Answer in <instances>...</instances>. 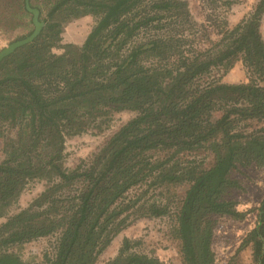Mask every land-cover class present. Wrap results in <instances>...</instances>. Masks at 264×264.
Masks as SVG:
<instances>
[{"label": "trees", "instance_id": "obj_1", "mask_svg": "<svg viewBox=\"0 0 264 264\" xmlns=\"http://www.w3.org/2000/svg\"><path fill=\"white\" fill-rule=\"evenodd\" d=\"M21 1L32 31L26 1L42 26L30 44L0 62V137L6 127L17 132L0 162V208L31 180L46 186L0 225V264H26L11 249L53 235L54 255L46 264H96L120 232L122 216L141 201L125 205L129 192L181 184L188 189L173 232L181 264H214L216 219L244 220L247 212L237 210L232 191L241 189L244 170L264 167V128L248 131L264 121V0L220 33L215 52L191 42L197 26L186 0ZM84 16L95 24L82 46L53 55L63 24ZM236 55L256 79L248 85L203 81ZM121 111L136 117L88 165L64 168L65 139ZM138 208L140 217L168 215L155 203ZM256 210V225L235 256L250 247L251 264H264V199ZM130 245L125 238L105 264H161Z\"/></svg>", "mask_w": 264, "mask_h": 264}, {"label": "rangeland", "instance_id": "obj_2", "mask_svg": "<svg viewBox=\"0 0 264 264\" xmlns=\"http://www.w3.org/2000/svg\"><path fill=\"white\" fill-rule=\"evenodd\" d=\"M232 1L230 6H224L222 0L214 3L206 0H186L190 16L197 26L195 31L190 32L191 42L195 48L215 52L217 50L215 44L222 38L220 33L233 29L242 20L249 18L259 2V0ZM21 3V0H0V51L32 31L28 17L21 9ZM39 5L45 10L48 6L44 2ZM94 24L95 18L92 16H84L64 23L61 47L54 48L53 55L60 56L66 51L81 47ZM153 33L149 32V34ZM260 34L264 42V14L260 24ZM145 63L148 64V62ZM256 77L244 66L241 56L236 55L213 69L203 81L214 80L225 85H248ZM218 116V113L214 115V117ZM134 117L136 113L132 111L114 112L108 117L98 118L95 123L86 128L84 133L66 138L63 152L64 168L73 170L78 166L88 165L109 138ZM259 128H264V121L253 122L248 131ZM16 141V129L9 127L3 129V135L0 137V162L5 157V145L14 144ZM162 156L163 154H154V157ZM207 162L208 160L206 164ZM243 175H240L241 189L232 191L231 196L237 203V210L247 212V215L239 222L227 217L216 219L211 245L214 264H251L250 247L237 256L235 254L244 235L256 225V209L264 199V167L252 166L244 170ZM45 186L44 181L31 180L28 182L17 198L8 200L6 206L0 208V225L8 217L26 209L43 192ZM145 189L146 187L135 188L128 193L124 200L125 205L129 200L132 201L139 196L142 197L141 201L131 212L122 216L120 232L102 252L96 264H105L113 260L125 238L131 242L130 251L135 254L156 258L161 264H181L180 245L173 232L176 226V213L185 197L188 185L147 188L146 195L143 194ZM151 203L167 207L168 215L160 218L140 217L137 212L139 205L142 204L145 208ZM56 238L57 235L40 238L21 247L12 248L11 251L26 264H46L45 258L54 255Z\"/></svg>", "mask_w": 264, "mask_h": 264}, {"label": "water", "instance_id": "obj_3", "mask_svg": "<svg viewBox=\"0 0 264 264\" xmlns=\"http://www.w3.org/2000/svg\"><path fill=\"white\" fill-rule=\"evenodd\" d=\"M26 8L30 11L33 15L32 21L34 23V30L28 35L26 38L13 42L6 48L0 51V62L10 54H13L17 49L30 44L39 34L41 29V24L38 22V12L36 10H32L28 6V2L26 1Z\"/></svg>", "mask_w": 264, "mask_h": 264}]
</instances>
